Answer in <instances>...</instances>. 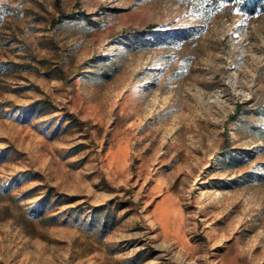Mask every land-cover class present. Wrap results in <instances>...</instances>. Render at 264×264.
Here are the masks:
<instances>
[{
  "label": "rangeland",
  "instance_id": "obj_1",
  "mask_svg": "<svg viewBox=\"0 0 264 264\" xmlns=\"http://www.w3.org/2000/svg\"><path fill=\"white\" fill-rule=\"evenodd\" d=\"M244 1L0 0V264H264Z\"/></svg>",
  "mask_w": 264,
  "mask_h": 264
},
{
  "label": "trees",
  "instance_id": "obj_2",
  "mask_svg": "<svg viewBox=\"0 0 264 264\" xmlns=\"http://www.w3.org/2000/svg\"><path fill=\"white\" fill-rule=\"evenodd\" d=\"M57 4H60L61 0H56ZM244 8L245 9H249L250 11L255 12L257 10V8H264V0H255V2L251 3V0H245L244 1ZM241 104L236 106L235 112L234 114L231 116V119H233L237 113L241 110Z\"/></svg>",
  "mask_w": 264,
  "mask_h": 264
}]
</instances>
